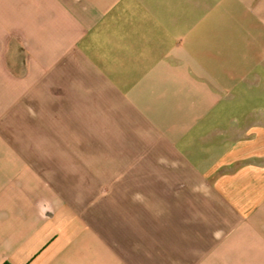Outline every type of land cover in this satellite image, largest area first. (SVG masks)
<instances>
[{"label":"crops","instance_id":"1","mask_svg":"<svg viewBox=\"0 0 264 264\" xmlns=\"http://www.w3.org/2000/svg\"><path fill=\"white\" fill-rule=\"evenodd\" d=\"M0 264H264V0H0Z\"/></svg>","mask_w":264,"mask_h":264}]
</instances>
